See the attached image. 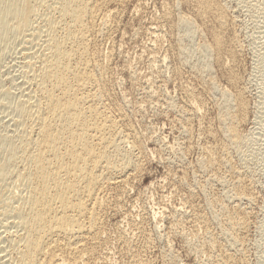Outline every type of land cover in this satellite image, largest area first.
<instances>
[{"label":"bare ground","instance_id":"1","mask_svg":"<svg viewBox=\"0 0 264 264\" xmlns=\"http://www.w3.org/2000/svg\"><path fill=\"white\" fill-rule=\"evenodd\" d=\"M123 1L0 0V40L17 42L22 57L18 93L14 88L10 91V87H0L4 90H0L4 96L0 108L8 114L7 123L0 122V225L4 228V235H0V264L89 263L100 240L101 217L108 206L107 191H125V185L135 176L133 172L142 155L141 143L132 128L115 115L121 106L113 103L105 76L106 58L95 48L97 39L113 29V4ZM216 1L194 0L196 17L209 9L216 13L219 25L223 24L225 9ZM176 20V45L182 60L190 63V57H195L198 65L193 64L204 73L209 71L211 51L219 55L224 46L220 32L212 34L213 44L187 45L183 40L193 39L198 27L188 15ZM230 80L233 85L237 81ZM214 82L209 81L212 89L217 87ZM220 90L222 105L217 119L221 138L219 144L203 146L200 171L212 172L216 165L228 167L229 150L237 152L246 139L237 125L244 115V99L238 90L234 95ZM187 95V106H181L186 119V112L196 113L201 108L194 92L188 90ZM228 171V179L217 174L215 180L223 184L229 180L232 187L226 198L244 204L250 193L238 172L231 168ZM219 205V212L212 210L209 216L193 209L197 212L193 218L203 228L204 244L217 251L208 264H238L233 251L241 239L245 211L237 205L227 212L223 203ZM211 222H215L217 231L210 230ZM221 238L228 242L225 247L219 244Z\"/></svg>","mask_w":264,"mask_h":264},{"label":"rangeland","instance_id":"2","mask_svg":"<svg viewBox=\"0 0 264 264\" xmlns=\"http://www.w3.org/2000/svg\"><path fill=\"white\" fill-rule=\"evenodd\" d=\"M216 2L225 9V26L219 25L216 13L209 9L203 11L202 19L198 14L196 17L194 0H125L112 6L116 11L113 29L97 39L95 48L106 58L105 76L113 103L121 106L115 115L135 132L143 156L125 191H107L108 206L101 217L100 240L87 264H208L217 251L204 244L203 228L194 221L193 214L198 211L209 216L212 210L219 212V203L224 204L227 212L239 205L226 198L232 187L226 180L229 168L238 172L250 193L244 204L242 201L239 205L245 211L242 216L246 224L240 244L233 251L235 261L264 264V0ZM166 13L170 15L165 16ZM177 15H188L198 27L193 39L183 40L187 45L213 44L215 32L223 37L220 56L211 51L209 71L204 73L197 68L195 57H190V63L182 60L174 29ZM16 45L12 39L7 43L0 40V87H10V91L14 88L18 93L22 57L17 49L20 46ZM230 79L237 81L233 85ZM209 81H215L216 89L210 88ZM220 89L230 95L238 90L244 99V115L237 125L246 139L237 152L229 150V168L216 165L212 172L200 171L203 146L219 144L221 138L217 119L222 105ZM188 90L194 92L201 108L196 113L186 112V119L181 108L187 106ZM3 97L0 93V100ZM7 116L1 109V124L7 123ZM217 174L225 176L224 184L216 182ZM210 226V230L217 231L215 222ZM1 227L0 235H4ZM226 241L221 238L219 244L225 247Z\"/></svg>","mask_w":264,"mask_h":264}]
</instances>
